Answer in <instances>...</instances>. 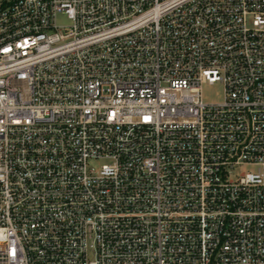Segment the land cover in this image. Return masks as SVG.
<instances>
[{"label":"built area","instance_id":"built-area-1","mask_svg":"<svg viewBox=\"0 0 264 264\" xmlns=\"http://www.w3.org/2000/svg\"><path fill=\"white\" fill-rule=\"evenodd\" d=\"M0 264H264V0H0Z\"/></svg>","mask_w":264,"mask_h":264},{"label":"rangeland","instance_id":"rangeland-1","mask_svg":"<svg viewBox=\"0 0 264 264\" xmlns=\"http://www.w3.org/2000/svg\"><path fill=\"white\" fill-rule=\"evenodd\" d=\"M57 24L62 27V26H67L71 24L70 19L65 16V15H59L57 19ZM223 94H224V89L221 84H215V85H205L203 88V95L204 99L208 103H220L223 100ZM255 168L253 167H242L239 169V172L243 171H253Z\"/></svg>","mask_w":264,"mask_h":264}]
</instances>
